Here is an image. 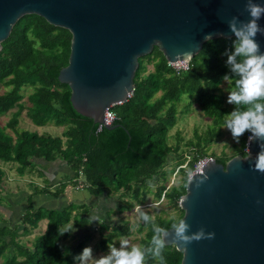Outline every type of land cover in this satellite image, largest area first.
I'll return each mask as SVG.
<instances>
[{"label": "trees", "instance_id": "obj_1", "mask_svg": "<svg viewBox=\"0 0 264 264\" xmlns=\"http://www.w3.org/2000/svg\"><path fill=\"white\" fill-rule=\"evenodd\" d=\"M234 39L206 42L189 62V69L180 75H176L162 53L153 48L149 55L138 60L132 95L126 102L110 108L117 117L114 124L120 126L98 132L91 118L79 115L72 108L70 89L57 78L61 67L68 64L70 33L36 15L20 18L1 43L0 50V115L11 112L8 121L0 125V164H14L18 176L28 174L41 178V186L30 183L35 194L56 197L67 184L76 185L81 181L96 198L105 192L129 197L118 205L119 214L146 205L154 183L158 185L153 193L155 202L165 200L179 210L176 218H181L179 200L186 193L188 174L197 161L209 157L224 165L234 156L246 155L249 132L232 146L230 155L224 151L218 156L213 152L207 154L210 145L222 135L224 115L235 109L234 104L227 102L222 87L227 83L223 77L230 75L224 53L232 48ZM145 62L152 65V71L147 72ZM235 79L232 77L229 82L231 87L235 86ZM26 89L32 92L24 101L22 92ZM185 98L188 102L183 112L196 105L210 120L205 132H195L194 140L187 142V150L181 149L179 143L170 145L168 142L169 132L177 124V106ZM23 112L35 126L52 124L62 128L61 134L52 136L18 130ZM57 162L63 163L73 175L65 176L59 188L51 192L47 168L40 166L52 167ZM171 163L174 164L171 166ZM176 170L181 175L180 181L167 188L169 177ZM4 178L5 172L0 167V185ZM27 203L17 226L13 229L0 226L3 264H75V257L82 253L90 235L71 247L67 241L75 236L74 229L89 226L84 215L88 207L77 204L62 209L34 207L31 196ZM173 219L153 217L154 222L164 228H170ZM41 222L45 228L29 246L17 241L18 226L22 234H28ZM109 229L103 221L97 225V230L103 234L99 240L103 250L113 240L132 234L127 222L115 225L110 232ZM137 232L142 237L133 239L138 246L147 247L154 234L152 225L140 221ZM163 255L166 264L181 263L182 253L175 246H166ZM145 264H157V260L149 255Z\"/></svg>", "mask_w": 264, "mask_h": 264}, {"label": "water", "instance_id": "obj_2", "mask_svg": "<svg viewBox=\"0 0 264 264\" xmlns=\"http://www.w3.org/2000/svg\"><path fill=\"white\" fill-rule=\"evenodd\" d=\"M245 2L0 0V50L13 26L26 15L67 30L70 53L58 81L69 87L71 106L79 115L113 130L120 125L105 124V112L132 95L139 58L156 47L168 63L191 61L206 42L235 38L227 20L232 16L247 20ZM256 2L264 4V0ZM259 24L264 27V17ZM208 35L210 40L205 38ZM256 40L264 52V35L257 34ZM181 53L191 56L176 58ZM245 149V156H234L224 165L208 159L187 179L186 193L179 200L181 218L191 225L189 234L204 227L215 232V238L194 241L187 252L179 251L180 264H264V173L254 170L259 142L247 139ZM204 176L208 179L197 187ZM166 243L177 247L171 235Z\"/></svg>", "mask_w": 264, "mask_h": 264}, {"label": "rangeland", "instance_id": "obj_3", "mask_svg": "<svg viewBox=\"0 0 264 264\" xmlns=\"http://www.w3.org/2000/svg\"><path fill=\"white\" fill-rule=\"evenodd\" d=\"M146 63L147 62H145V64ZM152 69V65L147 66V72L152 71ZM222 87L228 98V90L232 87L229 82H225ZM31 92V89H26L22 92L24 95V101H26L28 94ZM187 102L188 101L185 98L178 104L177 108L179 110V114L177 124L170 130L168 140L170 145L179 143L180 148L183 150H187L188 141L194 140L195 132L202 134L206 131L207 126L210 124V120L203 115L202 111L196 105L191 106L186 112H183L182 110L186 106ZM10 117L11 112L5 115H0V125H4ZM19 120L18 130L34 131L38 134H49L52 136H58L61 134L62 128L55 127L52 124H48L44 127L35 126L25 115V112L21 114ZM234 144H237V142L233 139L231 132L227 128H222V135L210 145L207 154L213 152L218 156L224 151L230 155ZM173 164L174 163H171L170 165L172 166ZM41 165L42 166H40V168H47V170L49 169V171L53 172L52 176L49 175V182L52 186L50 188L51 192H54L57 188H59L63 176L72 177L73 175L69 169L65 172L66 168L59 165V163H55L52 167H48V165L44 166L43 164ZM0 167L5 172L3 184L0 185V226L5 225L12 229L17 226L20 222L22 214L28 207L26 198L31 196L32 205L34 207L42 206L47 208L62 209L70 204L85 205L88 207V212L84 215L89 220L90 224L83 230L74 229L75 236L67 241V244L70 247L76 245L78 240H82L84 236L90 235V238L85 242L84 248L91 247L94 257L107 254L109 251V243L107 244V248L105 250L101 249L99 245V240L103 234L97 230V225L102 221L109 225L110 229L108 232L112 231L115 225L127 222L132 234L131 236L122 237L127 238L130 244L138 245V242L133 239L134 237H142V234L137 232L138 223L140 222L136 212L137 206L132 210H124L120 214L117 213L119 211L118 205L124 204L125 201L130 199L129 197H122L119 193L110 194L105 192L100 197L96 198L88 193L84 187V183L81 181L76 185L72 183L67 184L63 192L56 197L48 194H35L33 187L30 186V183L35 184L36 186H41V178L36 175L28 174L18 176L14 164H0ZM173 174L170 175L168 181L169 184L173 183L171 186L178 184L181 178L179 172L175 174L174 179ZM155 185L156 184L152 183V186ZM150 190L151 192L148 194L146 205L141 206L145 212H148L152 218L156 216L176 218L179 215V210L168 204L165 200H160L158 203L155 202V198L153 196L155 188L151 187ZM93 218H99V222L92 221ZM44 228L45 224L44 222H41L38 228L32 230L28 234H22L21 226H18L16 230L18 236L16 239L18 242L29 246L30 242L37 235L41 234ZM122 237L113 240L112 244L119 247V242ZM3 263L4 260L0 259V264ZM75 264H77V262Z\"/></svg>", "mask_w": 264, "mask_h": 264}, {"label": "clouds", "instance_id": "obj_4", "mask_svg": "<svg viewBox=\"0 0 264 264\" xmlns=\"http://www.w3.org/2000/svg\"><path fill=\"white\" fill-rule=\"evenodd\" d=\"M244 12L248 13L247 20H240L238 16H232L227 20L228 28L235 39L232 41V48L224 53L227 56L226 64L230 69V75H225L223 79L230 82L232 77H236L235 86L228 90L227 100L229 104L235 105V109L224 115L222 128H227L237 143L245 132L250 133L249 143L259 142L260 151L254 159V170L264 173V52H261L260 44L256 40L257 34L264 35V27L259 24L260 19L264 17V4L256 0H246ZM219 35L224 36V33ZM205 38L210 40L211 35ZM182 55L191 56L181 53L177 54L176 58ZM207 179L208 177L204 176L197 181L196 186L199 187ZM259 203L261 201L257 200V204ZM136 212L140 221L152 225L154 234L147 247L132 245L127 238L122 237L119 247L109 243L107 254L99 257L93 256L91 247H85L82 253L75 257L77 264H145L146 256L149 255L157 260V264H166L163 250L169 235L172 236V243L177 246L176 250L185 252L188 245L194 241L215 238V232H206L204 227L189 234L191 225L185 218H174L170 233L169 229L156 224L141 206L136 207ZM92 221L99 222V218H93Z\"/></svg>", "mask_w": 264, "mask_h": 264}, {"label": "built area", "instance_id": "obj_5", "mask_svg": "<svg viewBox=\"0 0 264 264\" xmlns=\"http://www.w3.org/2000/svg\"><path fill=\"white\" fill-rule=\"evenodd\" d=\"M189 62L187 60H179L173 63H168L167 65L168 67L176 74V75H180L184 72H186L189 69ZM117 119L116 114L111 110V109H107L104 115V123L107 125H112L114 124V121ZM103 129V125L99 124L97 125V131H101ZM245 153H246V149H245ZM210 158L204 157L202 159H200L199 161H197V163L194 165V169L191 173L188 174V178L194 173V172H198L200 171L201 167L207 162V160ZM186 161H189L188 156H186ZM186 162V163H187ZM186 164H184L183 166H181L182 168L185 167ZM178 173V171L176 170V172H174L173 174V179L175 174ZM173 183H168L167 188H169ZM153 188L158 187V185L156 186H151ZM163 198V196H162ZM162 200V199H161Z\"/></svg>", "mask_w": 264, "mask_h": 264}, {"label": "crops", "instance_id": "obj_6", "mask_svg": "<svg viewBox=\"0 0 264 264\" xmlns=\"http://www.w3.org/2000/svg\"><path fill=\"white\" fill-rule=\"evenodd\" d=\"M57 163H59V162H57ZM54 164H55V163H54ZM54 164H52V165H54ZM59 165H61L62 167L66 168V169H65V172L68 171V168H67L63 163H59ZM50 167H51V166H50ZM47 173H48V174H47L48 177H49V175H51V176L53 175V172L49 171V169L47 170ZM64 177H65V176H63V178H64ZM151 186H152V185H151ZM151 186H150V188H151ZM26 200H27V198H26Z\"/></svg>", "mask_w": 264, "mask_h": 264}]
</instances>
